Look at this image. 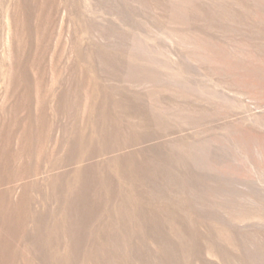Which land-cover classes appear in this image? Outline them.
<instances>
[{"label": "rangeland", "instance_id": "374dc122", "mask_svg": "<svg viewBox=\"0 0 264 264\" xmlns=\"http://www.w3.org/2000/svg\"><path fill=\"white\" fill-rule=\"evenodd\" d=\"M0 264H264V0H0Z\"/></svg>", "mask_w": 264, "mask_h": 264}]
</instances>
